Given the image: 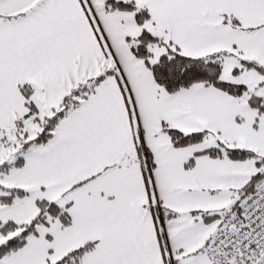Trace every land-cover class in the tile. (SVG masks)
Masks as SVG:
<instances>
[{
  "label": "snow or ice",
  "instance_id": "obj_1",
  "mask_svg": "<svg viewBox=\"0 0 264 264\" xmlns=\"http://www.w3.org/2000/svg\"><path fill=\"white\" fill-rule=\"evenodd\" d=\"M0 264H264V0H0Z\"/></svg>",
  "mask_w": 264,
  "mask_h": 264
}]
</instances>
